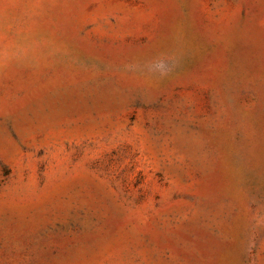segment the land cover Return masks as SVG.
<instances>
[{"label":"rangeland","instance_id":"1","mask_svg":"<svg viewBox=\"0 0 264 264\" xmlns=\"http://www.w3.org/2000/svg\"><path fill=\"white\" fill-rule=\"evenodd\" d=\"M0 264H264V0H0Z\"/></svg>","mask_w":264,"mask_h":264}]
</instances>
